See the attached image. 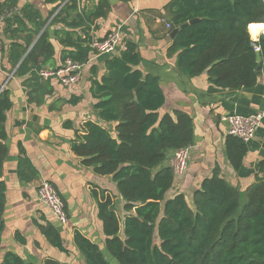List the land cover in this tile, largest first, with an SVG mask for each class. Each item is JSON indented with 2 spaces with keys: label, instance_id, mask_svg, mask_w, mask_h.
<instances>
[{
  "label": "trees",
  "instance_id": "1",
  "mask_svg": "<svg viewBox=\"0 0 264 264\" xmlns=\"http://www.w3.org/2000/svg\"><path fill=\"white\" fill-rule=\"evenodd\" d=\"M45 2L53 5L46 28L49 18L34 5L0 2L3 33L11 41L8 59L18 66L16 74L26 77L23 83L31 87L30 101L33 92L44 86L39 71L58 67L50 27L58 26L52 35L62 46L61 64L68 59L85 64L94 54L91 43L100 28L97 21L111 9L109 0H97L92 6H85L84 0ZM166 9L171 15L169 34L180 28L168 53L177 54L181 74L191 78L206 72L213 85L225 89H250L258 82L259 69L264 75V34L256 41L249 32L252 25L253 34L262 29L254 23H264V0H173ZM194 18L199 19L181 28ZM5 51L3 45L0 66ZM142 59L138 44L127 40L119 55L106 60L107 73L91 80V93L97 99L93 107L101 120L116 126L89 120L85 133L76 132L72 140V150L84 166L116 182L123 208L129 212L122 224L111 193L102 190L99 197L94 191L110 258L99 244L76 231L74 243L83 264H264V175L251 185L243 203L240 189L221 177L218 168L195 190L193 206L183 193L171 196L176 176L167 161L171 153L193 144L194 122L180 109L160 113L166 97L159 77L138 68ZM142 81L145 86L138 88ZM80 99L73 96L69 102L77 104ZM11 107L4 90L0 93V243L6 209L2 178L8 156L6 113ZM247 151L246 142L226 136L225 154L234 169L241 168ZM263 172L264 161L260 162ZM38 227L52 246L69 253L52 222L45 220ZM16 238L26 242L19 233ZM0 264L31 263L8 251ZM44 264L68 263L49 257Z\"/></svg>",
  "mask_w": 264,
  "mask_h": 264
},
{
  "label": "crops",
  "instance_id": "2",
  "mask_svg": "<svg viewBox=\"0 0 264 264\" xmlns=\"http://www.w3.org/2000/svg\"><path fill=\"white\" fill-rule=\"evenodd\" d=\"M96 1L84 0V4L92 6ZM109 1L111 9L107 17L97 21L100 28L94 36L103 38L112 29H119L121 41L116 51L90 55L77 84L65 86L56 79L44 80L42 89H33V101L28 94L31 87L23 83L26 77L18 76V66L13 67L8 59L11 41L2 32L6 51L0 66V93L8 91L12 107L6 113L8 156L2 177L6 184V209L0 262L8 251L31 264H44L49 257L69 264L64 255L69 257L72 253H78L83 259L74 243L76 231L105 250L103 222L98 215V199L94 191L99 197L102 190H107L106 194L111 193L122 224L129 214L123 208L125 202L112 177L96 174L93 167L84 166L82 158L72 150L76 132L85 133L83 130L87 121L108 124L112 129L116 126V123L101 120L94 109L97 99L91 93V80H100L107 73L106 60L119 55L125 49L127 40L138 44L143 58L138 68L159 77L166 97L160 113L180 109L193 118L195 139L190 148L189 165L182 175L177 176L171 196L183 193L193 206L195 190L212 176L216 168L221 177L240 189L242 197L264 175V172L260 173V162L264 161V118L255 136L247 142L248 151L239 170L233 168L225 154V140L229 134L225 117L234 113L250 115L264 112V75H259L257 84L250 89L217 87L209 81L206 72L189 78L178 70L177 54L168 53L173 39L169 34L170 28L161 21L162 18L170 21L171 15L166 7L173 0ZM25 4L34 5L44 18H49L46 28L53 17H49L53 5L45 0H18V7ZM257 24L262 26L259 32L252 33L253 25L249 28L252 39L256 41L264 34V23H254ZM57 27H50L51 41L56 50V67L61 64L62 49L52 35ZM73 96L81 97L77 104L69 102ZM42 180H49L63 198L69 215L67 224H59L39 201L37 187ZM45 220L58 228L69 253L52 246L41 233L38 224ZM17 233L25 238L24 244L16 238Z\"/></svg>",
  "mask_w": 264,
  "mask_h": 264
},
{
  "label": "built area",
  "instance_id": "3",
  "mask_svg": "<svg viewBox=\"0 0 264 264\" xmlns=\"http://www.w3.org/2000/svg\"><path fill=\"white\" fill-rule=\"evenodd\" d=\"M162 22L171 28V23L164 18ZM5 24V15H0V55L3 49L2 32ZM121 41L119 29H112L103 38H94L91 48L94 54H112L116 51ZM84 63L76 62L71 59L66 60L57 68H44L39 71V75L44 80L56 79L65 86L77 84L82 76ZM264 118V112H256L250 115L230 114L225 117L228 123V133L240 138L244 142L250 141L256 134L257 129L261 126ZM190 147L180 148L169 155V164L174 174L182 175L188 168L190 160ZM37 196L39 201L48 209L49 214L55 220L65 225L69 221V215L63 198L58 193L55 186L49 180H42L37 187Z\"/></svg>",
  "mask_w": 264,
  "mask_h": 264
},
{
  "label": "rangeland",
  "instance_id": "4",
  "mask_svg": "<svg viewBox=\"0 0 264 264\" xmlns=\"http://www.w3.org/2000/svg\"><path fill=\"white\" fill-rule=\"evenodd\" d=\"M244 201H245V197L243 196L241 202L243 203ZM156 242H159V240L156 239ZM104 253L106 254L108 258H110L106 250L104 251ZM64 256H65V260L66 261L68 260L67 262H69V264H83L84 263V260L78 256V253H72L69 255V257H67L66 255Z\"/></svg>",
  "mask_w": 264,
  "mask_h": 264
},
{
  "label": "water",
  "instance_id": "5",
  "mask_svg": "<svg viewBox=\"0 0 264 264\" xmlns=\"http://www.w3.org/2000/svg\"><path fill=\"white\" fill-rule=\"evenodd\" d=\"M198 19H199V18H194V19L190 20L189 22L183 24V25L181 26V28L184 27V26H186V25L189 24V23H194V22L197 21ZM179 29H180V28H176V29H174V30L171 31V33H170V37H171L172 39L175 38V36L177 35ZM257 56H258V60L261 61V54H260V52H258ZM258 74H259V75L262 74L261 69L258 70ZM144 86H145V81H142L138 88H141V87H144Z\"/></svg>",
  "mask_w": 264,
  "mask_h": 264
}]
</instances>
